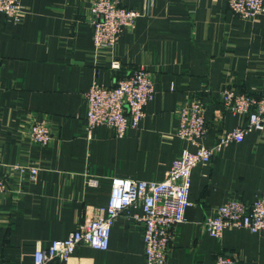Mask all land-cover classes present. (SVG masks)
Returning <instances> with one entry per match:
<instances>
[{
  "label": "crops",
  "instance_id": "1",
  "mask_svg": "<svg viewBox=\"0 0 264 264\" xmlns=\"http://www.w3.org/2000/svg\"><path fill=\"white\" fill-rule=\"evenodd\" d=\"M139 10L113 48H96L92 0H21L19 21L0 12V264H35L39 247L65 240L96 208L109 205L113 178L163 181L174 161L196 147L180 138L179 107L202 98L212 148L244 115L225 112L222 92L264 95V14L235 15L229 0H120ZM114 62L121 68L113 70ZM143 66L155 99L137 128L118 138L107 126L87 132L86 94L93 83L114 86ZM47 122L54 140L40 146L27 130ZM38 168L31 178L13 166ZM96 180V184H91ZM264 196V130L231 142L192 172L185 221L176 228L167 264H215L227 254L264 264V233L227 228L213 238L204 221L231 200ZM140 207L115 220L106 250L77 247L48 264H147Z\"/></svg>",
  "mask_w": 264,
  "mask_h": 264
},
{
  "label": "built area",
  "instance_id": "2",
  "mask_svg": "<svg viewBox=\"0 0 264 264\" xmlns=\"http://www.w3.org/2000/svg\"><path fill=\"white\" fill-rule=\"evenodd\" d=\"M149 3L153 0H144ZM231 11L242 19H252L264 14V0H229ZM90 21L94 26L96 48H113L127 29L135 27L141 16L139 10L123 6L120 0H92ZM0 12L7 18L19 21L25 14L21 0H0ZM121 68L114 62L113 70ZM155 86L151 74L139 66L130 71L114 86L93 83L86 94L88 103L87 132L97 126H107L118 138L124 137L129 128H137L145 116L146 107L155 99ZM225 112L244 115L245 127H237L221 138L212 148L201 145L210 127L206 119V106L202 98L182 104L178 109L179 127L176 134L196 147L185 150L173 163L169 176L163 181H136L113 178L109 205L96 208L85 217L78 230L65 240H55L35 253V264L66 261L80 245L106 250L110 244L111 230L115 220L127 210L140 207L138 221L143 225V240L147 264H167L176 228L185 221L191 205L192 172L199 164L209 163L215 153L231 142H242L253 130H264V95L255 92L236 93L231 88L222 92ZM27 133L35 144L49 146L54 135L47 122H33ZM21 173L27 169L34 179L38 168L15 165ZM91 180V184H96ZM7 182L0 175V193ZM206 231L215 239H221L229 227L246 228L254 233H264V196L246 204L231 200L214 210L204 221ZM215 264H241L227 254H219Z\"/></svg>",
  "mask_w": 264,
  "mask_h": 264
}]
</instances>
